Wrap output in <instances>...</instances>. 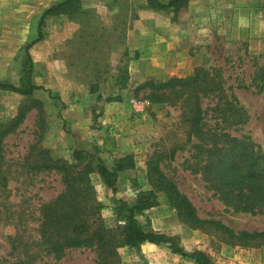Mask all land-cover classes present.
I'll return each mask as SVG.
<instances>
[{"label": "rangeland", "instance_id": "rangeland-1", "mask_svg": "<svg viewBox=\"0 0 264 264\" xmlns=\"http://www.w3.org/2000/svg\"><path fill=\"white\" fill-rule=\"evenodd\" d=\"M64 1L0 0V82L24 89L29 80L41 87L31 97L0 90L2 123L12 119L20 106H29L30 100L34 106L2 142L0 178L6 180L0 179V264H95L92 249H69L54 256L41 244V208L64 186L56 172L28 170L27 164L38 161L39 153L33 147L44 150L41 155L70 163L74 149L96 151L109 166L125 156L132 158L133 168L119 174L113 194L96 174L90 175L96 199L102 205L100 217L108 228L123 224L125 213L118 210V201L130 204L140 194L152 192L155 206L135 214L144 231L173 238L186 253L203 252L213 264H264V244L242 245L220 230L191 227L181 221L166 195L152 187L147 166L154 153H161L162 173L189 200L200 219L218 221L234 232H264V213L234 211L214 194L203 179V162L192 148L194 140L168 159L169 150L185 140L180 128V105L156 103L150 97L153 92L142 86L148 81L180 76H128L129 59L135 52L137 59L146 54L143 59L154 68L168 58L178 62L180 23L185 34H193L198 27L201 33H194L190 45L201 51L199 67L216 71L227 95H233L248 116L247 123L230 130V134L264 150V37L254 39L248 35L250 23L246 18L241 23L244 35L238 39L232 35L235 18L230 15L229 0H197L191 8L194 18L180 16V10L189 7V0L164 9L151 7L147 0H78L60 15L46 17L38 28L42 13ZM260 7L264 8L263 0L257 2L256 8ZM28 44L32 45L26 53ZM130 44L137 51L128 50ZM141 48L146 50L141 52ZM142 66L131 68V72L142 71ZM124 74L127 80L123 86L119 80ZM93 86L97 87L95 92L91 91ZM117 95L121 99L118 109L111 111L106 125L124 138L119 153L114 137L97 145L99 139L93 133L101 127L95 113L100 112L98 103ZM214 101L211 97L203 99L202 108L212 107ZM73 102L93 103L90 125L80 133L70 129L69 117L73 114H66L67 105ZM208 122L213 123L210 117ZM28 157L31 162L26 164ZM116 252L118 264H195L171 253L167 245L144 243L139 253L126 247Z\"/></svg>", "mask_w": 264, "mask_h": 264}, {"label": "trees", "instance_id": "trees-1", "mask_svg": "<svg viewBox=\"0 0 264 264\" xmlns=\"http://www.w3.org/2000/svg\"><path fill=\"white\" fill-rule=\"evenodd\" d=\"M77 1L65 0L45 10L39 19L38 28L46 17L60 15ZM167 1L168 3L163 5L156 0H147L151 7L158 9L177 6L186 0ZM40 38L41 34L38 35V39ZM31 45L25 46L26 53ZM126 80L127 74H124L119 83L124 86ZM142 87H147L153 92L150 97L156 103L180 105V128L185 140L169 150L168 159L172 160L177 151L183 150L184 146L194 140L192 148L203 162L200 168L203 179L211 185L218 199L234 211L264 213V150L248 139H239L230 134V130H237L245 125L248 116L239 106L237 99L233 95H227L222 77L216 71L197 67L186 77H172L162 82L148 81ZM91 89L95 92L97 87L93 86ZM0 90L31 97L35 91L41 90V87L27 80L24 89L0 82ZM261 91L262 86L258 92ZM48 95L51 97L49 92ZM208 97L215 100L214 104L203 109L202 101ZM120 100L117 95L114 98H106L104 102ZM31 103L33 100H30L29 106H20L16 115L8 122H0V165L2 142L18 128L25 114L34 107ZM34 103L39 105L38 102ZM208 112L210 116H207ZM208 117L212 124H209ZM33 149L39 153L38 161H32L29 166L27 162L31 161L28 157L25 161L28 170L37 173L56 172L64 186L63 191L54 200L42 206L40 212L39 239L49 253L59 256L64 250L92 249L95 252V264H118L117 249L126 247L139 253L140 246L148 243L155 246L167 245L171 253L190 259L195 264H213L203 252L186 253L175 244L173 238L141 228L135 220V214L155 206V196L152 192L140 194L136 201L130 204L118 201V210L125 213L123 224L114 228H108L104 224L99 214L102 205L96 199L90 175L96 174L104 188L113 194L119 174L133 168L130 156L120 158L109 166L96 151L88 149H74L71 153V163L53 160L46 154L41 155L42 152L45 153L44 150L35 147ZM163 159L161 153H154L147 166V179L154 189L166 195L168 202L178 211L181 221L193 228L220 230L230 240L242 245L264 244V232H234L218 221L200 219L189 200L179 193L174 183L162 173L159 163ZM0 179L5 182L6 177Z\"/></svg>", "mask_w": 264, "mask_h": 264}, {"label": "crops", "instance_id": "crops-1", "mask_svg": "<svg viewBox=\"0 0 264 264\" xmlns=\"http://www.w3.org/2000/svg\"><path fill=\"white\" fill-rule=\"evenodd\" d=\"M251 1V2H250ZM197 2V0H189V7L186 9L189 12H192V14L188 13L186 15V10L181 9L180 10V16H187V17H195V11H193L191 8H193V5ZM257 2L258 0H229V8H230V15H234L235 22L232 28V35L238 39V37L243 36V30L241 28V23L243 22L244 18H246L247 21L250 23V37H253L254 39H258L259 37L263 38L264 37V22L262 21V17L264 16V8H256L257 7ZM236 6V7H234ZM184 10V11H183ZM228 11V10H227ZM225 11V12H227ZM232 12V13H231ZM182 24L180 23V59L178 62L171 61L169 58L166 61H162L160 64H156L157 67H153V65L148 66V63L146 62L143 57L146 58V54L141 58L137 59V53H134V57L129 59V69H128V76H140L141 78H156V79H162L165 77H171V76H180V77H185L187 75H190L193 70L197 67H199L201 63V55H200V50L199 48L195 49V45L192 44L190 45V41L195 40V32L196 33H201L200 29L197 27V30L191 34L190 31H187L185 34V29L181 27ZM195 24H192V27L194 29ZM195 30V29H194ZM247 31V30H246ZM247 33V32H246ZM200 34H197V36ZM191 37H193V40H191ZM262 42V41H261ZM264 45V42H262ZM193 48V50H190ZM131 49L133 48V45L130 44L128 50L132 51ZM146 50L145 48H141L140 51ZM134 51H137L134 49ZM128 51H125V55L127 57ZM115 57V56H114ZM118 59H120V56H118ZM165 63V64H164ZM146 65V66H142ZM137 66H142L143 70H139V72H136L135 70L131 68H135ZM152 68V71H151ZM122 94L120 93V96ZM122 97V96H121ZM100 107V112L95 111L96 114H98V123H101V127L97 126L95 135H97L99 141H97V145H102L103 141L105 139H113L114 137V142L116 143V153H119L120 151V146L123 144L124 138H122L119 135H115L112 133V130L108 128L107 121H108V116L111 114V111L118 109L119 102H100L98 103ZM68 109L66 110V114H73L71 117H69V125L70 129L72 131H77L78 133L82 132L84 128L88 127L91 122V117L94 112H93V103L91 104H75L73 102L72 104L67 105ZM93 112V113H92ZM83 123L86 124L83 126ZM92 135V134H91ZM113 141V140H112Z\"/></svg>", "mask_w": 264, "mask_h": 264}]
</instances>
